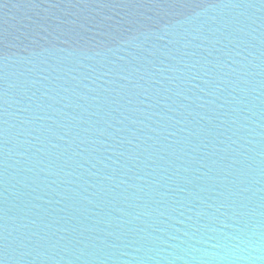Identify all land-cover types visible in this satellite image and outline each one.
<instances>
[{"label": "water", "instance_id": "1", "mask_svg": "<svg viewBox=\"0 0 264 264\" xmlns=\"http://www.w3.org/2000/svg\"><path fill=\"white\" fill-rule=\"evenodd\" d=\"M0 264H264V0H0Z\"/></svg>", "mask_w": 264, "mask_h": 264}]
</instances>
